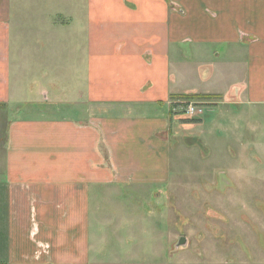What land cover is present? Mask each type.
I'll list each match as a JSON object with an SVG mask.
<instances>
[{
	"label": "crops",
	"instance_id": "1",
	"mask_svg": "<svg viewBox=\"0 0 264 264\" xmlns=\"http://www.w3.org/2000/svg\"><path fill=\"white\" fill-rule=\"evenodd\" d=\"M192 93L264 108V0H0V264L95 261L196 139Z\"/></svg>",
	"mask_w": 264,
	"mask_h": 264
},
{
	"label": "rangeland",
	"instance_id": "2",
	"mask_svg": "<svg viewBox=\"0 0 264 264\" xmlns=\"http://www.w3.org/2000/svg\"><path fill=\"white\" fill-rule=\"evenodd\" d=\"M211 58L192 62L207 64L201 76L214 72L213 81ZM214 101L196 102L204 124L172 149L168 182L142 196L129 188L124 222L104 228L102 242L97 232L91 264H264V108L245 118ZM7 118L1 113L0 131Z\"/></svg>",
	"mask_w": 264,
	"mask_h": 264
},
{
	"label": "trees",
	"instance_id": "3",
	"mask_svg": "<svg viewBox=\"0 0 264 264\" xmlns=\"http://www.w3.org/2000/svg\"><path fill=\"white\" fill-rule=\"evenodd\" d=\"M213 95L210 94H202V93H192V94H181L177 96L176 98L180 99L182 102V105L186 104L189 101H194V102H204L207 99L213 98ZM195 120V119H191Z\"/></svg>",
	"mask_w": 264,
	"mask_h": 264
},
{
	"label": "built area",
	"instance_id": "4",
	"mask_svg": "<svg viewBox=\"0 0 264 264\" xmlns=\"http://www.w3.org/2000/svg\"><path fill=\"white\" fill-rule=\"evenodd\" d=\"M184 113L190 117H195L199 116L203 113V107L199 106L196 102L194 101H189L185 106H184Z\"/></svg>",
	"mask_w": 264,
	"mask_h": 264
},
{
	"label": "water",
	"instance_id": "5",
	"mask_svg": "<svg viewBox=\"0 0 264 264\" xmlns=\"http://www.w3.org/2000/svg\"><path fill=\"white\" fill-rule=\"evenodd\" d=\"M182 243H183V240L179 239L178 244H182Z\"/></svg>",
	"mask_w": 264,
	"mask_h": 264
}]
</instances>
